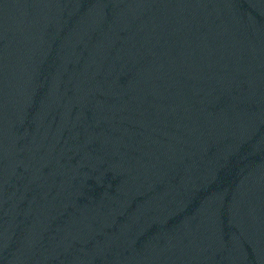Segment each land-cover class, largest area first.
Masks as SVG:
<instances>
[{"label":"water","instance_id":"95a60500","mask_svg":"<svg viewBox=\"0 0 264 264\" xmlns=\"http://www.w3.org/2000/svg\"><path fill=\"white\" fill-rule=\"evenodd\" d=\"M0 264H264V0H0Z\"/></svg>","mask_w":264,"mask_h":264}]
</instances>
